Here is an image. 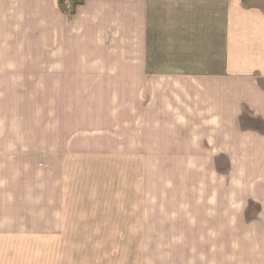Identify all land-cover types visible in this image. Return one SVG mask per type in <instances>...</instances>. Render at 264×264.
<instances>
[{
	"label": "rangeland",
	"instance_id": "rangeland-1",
	"mask_svg": "<svg viewBox=\"0 0 264 264\" xmlns=\"http://www.w3.org/2000/svg\"><path fill=\"white\" fill-rule=\"evenodd\" d=\"M155 86L0 77V123L36 138L62 186L67 232L37 264H264V163L212 161L203 115Z\"/></svg>",
	"mask_w": 264,
	"mask_h": 264
},
{
	"label": "crops",
	"instance_id": "crops-1",
	"mask_svg": "<svg viewBox=\"0 0 264 264\" xmlns=\"http://www.w3.org/2000/svg\"><path fill=\"white\" fill-rule=\"evenodd\" d=\"M41 71L155 78L165 105L182 98L203 115L212 161L264 163V0H0V77ZM11 122L0 123V264H37L67 232L62 186Z\"/></svg>",
	"mask_w": 264,
	"mask_h": 264
},
{
	"label": "built area",
	"instance_id": "built-area-1",
	"mask_svg": "<svg viewBox=\"0 0 264 264\" xmlns=\"http://www.w3.org/2000/svg\"><path fill=\"white\" fill-rule=\"evenodd\" d=\"M69 8V7H68Z\"/></svg>",
	"mask_w": 264,
	"mask_h": 264
}]
</instances>
